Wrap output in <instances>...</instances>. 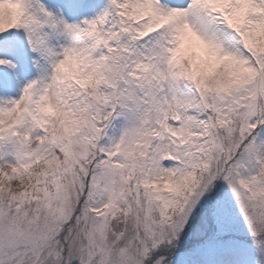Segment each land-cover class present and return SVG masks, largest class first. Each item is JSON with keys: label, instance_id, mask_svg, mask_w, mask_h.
<instances>
[{"label": "snow or ice", "instance_id": "obj_1", "mask_svg": "<svg viewBox=\"0 0 264 264\" xmlns=\"http://www.w3.org/2000/svg\"><path fill=\"white\" fill-rule=\"evenodd\" d=\"M0 264H264V0H0Z\"/></svg>", "mask_w": 264, "mask_h": 264}]
</instances>
